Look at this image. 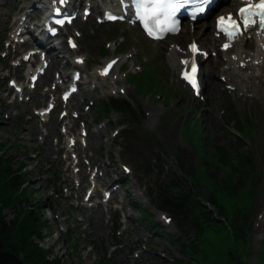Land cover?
<instances>
[{
  "label": "rangeland",
  "instance_id": "1",
  "mask_svg": "<svg viewBox=\"0 0 264 264\" xmlns=\"http://www.w3.org/2000/svg\"><path fill=\"white\" fill-rule=\"evenodd\" d=\"M88 28L89 26L85 27L84 30L88 32ZM121 28L123 27H119L118 25L105 26L99 31H96V36H88L87 40L84 42V45L91 51L92 54L98 55L97 46L101 45V43L103 44V42L109 39L106 35V32L112 31L115 33L117 36L113 37L114 39L120 36L119 34L124 32V29ZM129 34L130 37L128 39L130 40V47L128 49L132 50L137 55H143L145 52V47L137 40L136 36L138 33L130 31ZM89 43L92 45L95 44V46H89ZM155 48V54L147 53V55H149V57H153L152 60L155 62L156 66L158 64V60H161V57L156 55L158 54L159 48ZM0 72L2 73V71ZM156 74L158 76L161 74L162 78L166 76L161 68L158 69ZM166 82L168 84L167 86L169 91L175 93L173 90H177L178 88L175 85L171 86L169 84V76H166ZM166 82L164 83L166 84ZM4 89L5 87L0 81V90ZM215 90L216 88L211 87L209 93L211 96L217 97L219 94V89L218 91ZM152 93L153 98H156L155 102H153L149 96L142 97L136 94L133 96L138 100L142 108L154 109L156 112H158L161 108L168 109L165 107V105H163L162 98L157 99L158 95H160L159 93H161L163 97V94H165L163 90H153ZM2 97L3 96H0V119L2 120L0 121V144L4 142H7V144L5 146V151L0 152V159L4 158L3 160L8 161L10 158H12L11 162H13V169L19 170L18 172H20V175L26 174L29 179L23 178L26 182V185L23 186L24 196H26L27 193H30L32 197H34V200L31 203H27L22 200L21 195L17 196V193L4 191V179L5 182L7 179L6 176L3 175L6 172L4 171L5 168L1 163L0 165L3 166L2 169L0 167V214L2 216V220L7 225H12V223L15 222L14 227L18 225L21 227L22 224H19V222L24 221L25 214L28 212V210L31 211L30 209L33 210L34 205H39V217L44 224L42 226L44 237L42 240L36 238L35 241L39 243L41 249L47 251V257L50 261H58L60 264H98L102 258L105 260L103 248L107 251L106 253H109L111 242L106 243L103 241V243L99 244V237L104 234V229L101 227L98 228L92 220L88 222L84 216L75 211L71 207L73 202H67L64 199H59L58 195L56 194V186L55 188L53 187L54 184L52 178L49 176V172L47 171L50 168L48 164L49 161H46V159H48L47 155L49 153V149L45 146L40 147L34 135L30 134V124L27 122L26 115L24 116L19 113L20 117H14V110L7 106V103L2 99ZM177 102V100L174 102L173 107ZM191 103V101L188 103L187 101H183L182 98L180 106L182 107L181 109H185H183L184 112L186 111L182 117L175 115V108L173 107L167 110V115L161 121L163 124H160V130L163 137L165 136V125L169 127L168 132L170 133V137L165 138V140L168 142H178L179 138L181 137L184 143H189V141L182 136V130L185 116L187 113L190 114L192 107ZM235 107L238 114L253 121L254 129L252 131V135L244 144L251 150L255 166L257 167V165H261L264 162V104L259 102L242 104L240 102ZM201 110L203 111V118L201 121H199V126L202 128L201 133L206 136V130L208 132L207 136L211 141H217V144H223L228 146L230 149H233L237 142L234 141L232 136L228 134L221 136V131H219L215 125L216 121L211 119V115L214 114L215 110L213 109V112H210L206 108ZM208 111L209 114H207ZM4 112L8 113V116H5ZM13 145H20L21 148H13ZM33 154L37 155L35 160L32 158ZM191 159L194 163L193 169L196 170L198 168V161L195 158L194 153L192 154ZM166 164L170 167L172 163L169 159H167ZM44 174L49 178L46 182L42 178ZM61 181L63 180L61 179ZM195 184L200 190L201 194L207 196V187L204 188L197 178ZM1 187L3 188L2 193ZM128 187H130L131 193H134V184L132 183ZM131 200L133 205L135 204V201L140 203V201L136 198H131ZM53 201L56 202L57 207L53 206ZM263 202L264 198L261 199L260 202L257 201L256 204L255 201L249 200L250 205H253L252 207L250 206L248 210L246 208V214L248 215L247 232L249 231L248 224L251 216H254L255 212ZM235 206L239 208L238 204H235ZM54 216H58V218L55 220ZM79 219H82L83 221L80 222ZM137 221L140 223L141 233L146 230H151V226L144 223L146 219L141 214ZM59 223H64L63 227L67 229L66 234L59 232L57 227ZM168 232L164 234L159 233L157 236H152L151 244L154 247V251H169L172 253L171 256H173V258L182 259L181 261H183L185 259V254L181 252V249L175 243L176 238L178 237L176 230H168ZM167 234H169V236H167ZM263 236L264 223L259 228V230H253L251 253L248 257L245 256V258H247H244L242 264H258L259 258H257V253L259 251V244L262 241ZM93 242L96 244H93ZM17 257L19 260H22L24 254L19 253L17 254ZM145 259L157 260L156 257L152 256H146ZM113 260H115V263L119 261V264H123L121 257L115 256L113 257ZM163 264L169 263L165 262Z\"/></svg>",
  "mask_w": 264,
  "mask_h": 264
},
{
  "label": "trees",
  "instance_id": "2",
  "mask_svg": "<svg viewBox=\"0 0 264 264\" xmlns=\"http://www.w3.org/2000/svg\"><path fill=\"white\" fill-rule=\"evenodd\" d=\"M113 36H115L113 33H108L109 38ZM135 81L139 90L147 91V88L152 90L163 87L153 68L147 69ZM238 128L241 132L246 131L250 134L252 127L243 123ZM5 146V144L0 145V152L5 151ZM201 156L203 169L200 171V178L201 182L209 189L208 197L204 200L193 191L184 192L182 190L177 192L178 196L163 200L164 203L175 209L184 210L185 218L194 227V230H181L185 236L191 237L186 243H180L185 259L178 263L242 264L245 256L249 253L250 230L249 232L243 230L240 220L246 215L250 197L245 192L247 191L246 184L241 183V187H238L234 193L229 191V185L232 177L246 176V169L252 163L251 154L248 150L240 147L235 155H232L227 153L223 147H214L208 142L207 147L202 149ZM3 159H0V164L2 163L5 168L6 173L3 175L7 179L6 182L4 179V191L17 193V196H22L24 202L31 203L34 197L27 192V195L24 196L23 186L26 185L25 179H28V176L20 175L19 170L13 169L12 158L8 161ZM3 166L0 165L1 169ZM221 169L225 171V176L220 179L217 173ZM2 192L3 188L1 187ZM203 202H207L222 221L215 219L207 211ZM235 204H238L239 208L237 209L240 213H238L237 219L233 220L230 210L231 206L236 207ZM33 208L25 214L24 221L19 222L22 224L21 227L19 225L14 227L15 222L12 225H7L0 214V264H60L58 261H50L47 251L41 249L39 243L35 241L36 238L43 239L42 226L44 224L39 217V205H34ZM19 253L24 254L22 260L17 257ZM260 253L258 264H264V241ZM98 264H114V262H107L102 258Z\"/></svg>",
  "mask_w": 264,
  "mask_h": 264
},
{
  "label": "snow or ice",
  "instance_id": "3",
  "mask_svg": "<svg viewBox=\"0 0 264 264\" xmlns=\"http://www.w3.org/2000/svg\"><path fill=\"white\" fill-rule=\"evenodd\" d=\"M184 2H187V0H184ZM210 2L211 0H201V3L205 5ZM135 4L137 11L140 13V19L145 21L156 19L160 13L167 12L169 10H171V12H175L182 6L178 0H135ZM249 8L259 9V11H251L249 14L252 16H259L260 26L264 28V0H259V3L255 5L250 4ZM145 9H148V11L145 12ZM198 11H203V8H200ZM246 12H249L248 8L240 9L241 21L247 19L245 15ZM193 15H195V13ZM223 19L224 18L221 17V20ZM253 23H255V21H253ZM145 28L147 29V23H145ZM149 34H151V32H149ZM193 48H195V46H193ZM193 71H195V65H193ZM185 79H188L193 88L197 87L195 81L190 79L187 75H185Z\"/></svg>",
  "mask_w": 264,
  "mask_h": 264
},
{
  "label": "bare ground",
  "instance_id": "4",
  "mask_svg": "<svg viewBox=\"0 0 264 264\" xmlns=\"http://www.w3.org/2000/svg\"><path fill=\"white\" fill-rule=\"evenodd\" d=\"M115 25H117V24H115ZM205 36L207 37V39L209 40V43H210V37L207 36V34H205ZM210 44L212 45V43H210Z\"/></svg>",
  "mask_w": 264,
  "mask_h": 264
}]
</instances>
